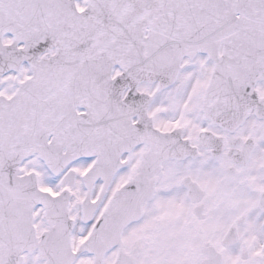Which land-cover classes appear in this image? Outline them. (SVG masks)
I'll return each mask as SVG.
<instances>
[{
    "label": "snow or ice",
    "instance_id": "obj_1",
    "mask_svg": "<svg viewBox=\"0 0 264 264\" xmlns=\"http://www.w3.org/2000/svg\"><path fill=\"white\" fill-rule=\"evenodd\" d=\"M0 264H264V0H0Z\"/></svg>",
    "mask_w": 264,
    "mask_h": 264
}]
</instances>
